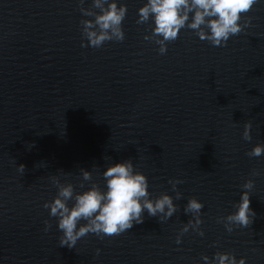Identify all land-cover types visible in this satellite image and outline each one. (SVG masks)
<instances>
[{
  "label": "water",
  "instance_id": "water-1",
  "mask_svg": "<svg viewBox=\"0 0 264 264\" xmlns=\"http://www.w3.org/2000/svg\"><path fill=\"white\" fill-rule=\"evenodd\" d=\"M123 2L125 40L92 48L81 47L80 21L92 18L79 0H0V264H203L217 251L264 264V155L246 154L264 143V0L226 46L184 29L165 55L143 40L147 24L136 23L143 0ZM126 159L155 195L175 196L169 179L183 181L177 213L163 223L145 213L120 235L59 246L43 207L57 191L50 177L82 191L83 168L92 173L85 189L103 187L105 168ZM247 179L256 217L228 233L217 218L234 211ZM193 196L205 205V235L190 230L177 245Z\"/></svg>",
  "mask_w": 264,
  "mask_h": 264
},
{
  "label": "clouds",
  "instance_id": "clouds-1",
  "mask_svg": "<svg viewBox=\"0 0 264 264\" xmlns=\"http://www.w3.org/2000/svg\"><path fill=\"white\" fill-rule=\"evenodd\" d=\"M260 0H143L137 9L136 23L147 24L148 29L143 40L158 46L156 51L165 55L168 44L178 39L182 30H190L200 40H206L213 47L226 46L228 40L251 26L252 17L247 14ZM85 0H79L81 19V47L102 48L106 42H123L125 30L123 22L127 17L128 5L123 0H92L85 8ZM150 30V32L148 31ZM252 124L244 125L243 139L251 141ZM249 157L259 158L264 155V143L255 144L247 153ZM25 165L17 166L23 172ZM81 181L77 191L71 182H61L57 176L50 177L57 189L51 200L43 207L50 217L55 218L56 227L61 232L59 246L72 249L78 240L88 234L103 239L105 236L120 235L134 225L142 224L145 213L155 217L160 223L173 217L179 206L174 202L183 198L177 185L179 179H169L171 191L153 194L145 174L135 169L131 159L110 163L101 173L103 187L96 182L85 189V181H92V173L80 169ZM252 176L259 172L253 170ZM255 181L247 179L240 185L239 200L233 203L234 211L218 217L225 230L231 233L236 228H247L256 217L250 207L251 190ZM205 205L195 196L189 197L183 206V213L189 216L187 223L179 228L175 243L180 245L184 234L190 230L203 237V209ZM44 231L51 228L48 220L44 221ZM100 249H96L99 255ZM203 264H247V257H237L232 252H215L212 257L202 255Z\"/></svg>",
  "mask_w": 264,
  "mask_h": 264
}]
</instances>
